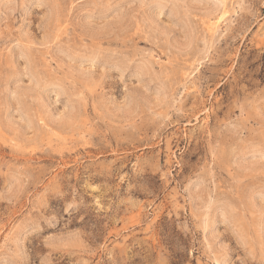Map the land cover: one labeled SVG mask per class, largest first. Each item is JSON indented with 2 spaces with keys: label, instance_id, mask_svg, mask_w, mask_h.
Wrapping results in <instances>:
<instances>
[{
  "label": "rangeland",
  "instance_id": "1",
  "mask_svg": "<svg viewBox=\"0 0 264 264\" xmlns=\"http://www.w3.org/2000/svg\"><path fill=\"white\" fill-rule=\"evenodd\" d=\"M0 264H264V0H0Z\"/></svg>",
  "mask_w": 264,
  "mask_h": 264
}]
</instances>
